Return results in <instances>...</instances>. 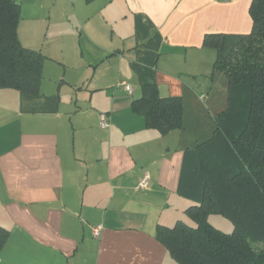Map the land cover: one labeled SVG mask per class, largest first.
Listing matches in <instances>:
<instances>
[{"label":"crops","instance_id":"obj_1","mask_svg":"<svg viewBox=\"0 0 264 264\" xmlns=\"http://www.w3.org/2000/svg\"><path fill=\"white\" fill-rule=\"evenodd\" d=\"M18 1L19 38L45 60L39 93L0 88V264H178L158 227L202 201L196 145L228 104L204 39L251 32L252 0ZM145 83L183 97V128L133 110Z\"/></svg>","mask_w":264,"mask_h":264},{"label":"trees","instance_id":"obj_2","mask_svg":"<svg viewBox=\"0 0 264 264\" xmlns=\"http://www.w3.org/2000/svg\"><path fill=\"white\" fill-rule=\"evenodd\" d=\"M250 14L251 32L204 39L216 50L213 73L227 76L228 104L215 116L211 137L196 145L204 192L186 211L194 224L181 219L158 227L157 238L178 264H264V0H252ZM21 17L18 0H0V88L37 94L45 55L22 44ZM132 108L162 133L184 127L183 97L161 96L155 83L142 85ZM212 214L231 220L234 230L215 227ZM9 233L0 225V252Z\"/></svg>","mask_w":264,"mask_h":264},{"label":"rangeland","instance_id":"obj_3","mask_svg":"<svg viewBox=\"0 0 264 264\" xmlns=\"http://www.w3.org/2000/svg\"><path fill=\"white\" fill-rule=\"evenodd\" d=\"M83 40H85V39H83ZM84 42H85V41H84ZM83 44H84V43H82V45H83ZM75 47L77 48L76 51L78 52V55H80V52H81L80 44H79V46L75 44ZM83 50H84V52L86 53V55L89 56V54H88V52H87L88 50H87L85 44H84V48H83ZM208 52H212L213 54L216 55V52H215L214 49H213V50H210V51H208ZM68 55H69V56H78L77 54H72V55L68 54ZM201 80H202V82H203V85L207 84V87H206V88H203V89H208V88L212 85V81H211L210 79H207V78L203 77V78H201ZM203 85H202V87H204ZM200 107H201V106H200ZM202 110H203V111H202ZM201 111L203 112V113H202V122H204L205 124H209V123H211V120H212V117H211V115H210V114H212V112H210L211 110H208V109H202V108H201ZM189 129H191L192 134H193V136H194V135H196L197 133H199V132H198V129H200V128H196V130H195V128H189ZM205 131H211V126H209L208 128L206 127V130H205ZM205 131L203 130L202 132H205ZM189 132H190V130H189ZM210 135H211V134H210ZM197 137H198V136H197ZM198 139H199V138H198ZM203 139H205V138H203ZM181 219L187 221V222L190 223V224H194V221H193L190 217H188L187 215H186L184 218H181ZM209 219H210V222H211L215 227H218V228H220L221 230H223V231H225V232H232V231L234 230V224H233V222H232L231 220H229L228 218H226L225 216L221 215V214H212V215L210 216ZM256 246H257L258 248L262 247L261 244H257Z\"/></svg>","mask_w":264,"mask_h":264},{"label":"built area","instance_id":"obj_4","mask_svg":"<svg viewBox=\"0 0 264 264\" xmlns=\"http://www.w3.org/2000/svg\"><path fill=\"white\" fill-rule=\"evenodd\" d=\"M119 86H122L127 90L128 92H133V86L131 84H128L127 82H120ZM100 123L102 127H106L109 125L108 116L106 113H100ZM148 179L149 175H145L139 182L140 187H146L148 185ZM101 226L94 229V234L99 235Z\"/></svg>","mask_w":264,"mask_h":264}]
</instances>
